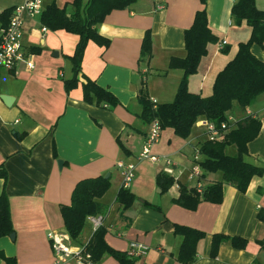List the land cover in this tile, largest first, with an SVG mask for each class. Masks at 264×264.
Instances as JSON below:
<instances>
[{
	"label": "crops",
	"instance_id": "obj_1",
	"mask_svg": "<svg viewBox=\"0 0 264 264\" xmlns=\"http://www.w3.org/2000/svg\"><path fill=\"white\" fill-rule=\"evenodd\" d=\"M22 1L0 0V14ZM72 1L43 0V11L55 3L70 13ZM235 2L136 0L127 8L112 10L97 25L98 31L108 37V46L88 41L78 84L68 91L64 80L74 75L70 56L79 36L64 29H49L41 15L26 19L22 44L31 53L34 67L29 68L25 62L14 70L0 67V95L13 98L9 104L0 98V166L3 164L7 172L6 180L0 178V194L4 190L8 196L14 228V237L0 238V264L2 255L14 256L16 264H52L47 234L51 230L67 232L62 206L70 204L78 181L105 175L110 178V186L98 200L105 206L106 242L124 252L134 241L148 248L132 264H183L176 258L182 237L174 232L175 224L205 233L198 242L196 260L187 264H264V173L254 176L245 192L223 184L220 203L201 201L191 210L173 202L179 196V184L194 187L187 174L193 165L194 149L206 140L200 123L206 118L195 122L187 138L175 136L169 127L162 129L153 152L169 156L183 171L167 191H162L156 181L163 162L138 159L150 123L140 116V94L145 93L156 104L174 99L183 70L170 68L169 61L185 56L184 32L192 25L196 12L205 8L208 25L218 40L208 45V54L201 59L196 73L189 76L188 88L209 95L216 74L237 50L230 42L237 46L250 35L245 21L234 22L231 10ZM256 6L264 9V0H256ZM7 21L0 18V32ZM147 30L151 34V56L142 58L141 45ZM223 40L227 41L224 45ZM251 51L264 62V43L252 44ZM86 77L111 91L118 104L101 106L86 101L82 88ZM247 115L260 121V130L248 142L244 159L264 167V92L247 108L235 104L230 112L233 121ZM225 152L234 154L236 146L227 145ZM203 157L200 153V161ZM58 159L63 161L61 167ZM118 161L136 164L128 187L134 200L127 208L116 200L123 181ZM220 178V171L206 172L203 187ZM93 233L87 216L80 235L70 237L68 243L86 244ZM214 233L239 236L247 242L237 248L225 241L211 257ZM95 261L124 264L110 253Z\"/></svg>",
	"mask_w": 264,
	"mask_h": 264
},
{
	"label": "trees",
	"instance_id": "obj_2",
	"mask_svg": "<svg viewBox=\"0 0 264 264\" xmlns=\"http://www.w3.org/2000/svg\"><path fill=\"white\" fill-rule=\"evenodd\" d=\"M135 1L73 0L71 3L73 10L70 13L66 8H60L55 3L49 4L44 9L41 21L46 27L52 30L64 29L79 36L75 51L70 56L74 75L64 80L67 91L78 84L77 75L81 71L80 64L88 41L92 40L105 47L109 44L108 37L98 31L97 25L112 10L127 8ZM201 1L206 3L207 0ZM11 12L12 8L4 10L0 18L5 17L9 20ZM231 14L236 24L246 22L250 27V35L248 39L237 43V50L233 57L216 74L209 95L202 96L188 88L189 76L196 73L201 59L208 54V45L218 40V36L208 25L204 8L196 12L192 25L184 32L185 56L171 57L169 61L170 68L183 70L174 99L159 103L154 108L145 93L139 96L142 104L141 118L149 123L157 117L162 129L169 127L177 137L187 138L195 122L201 117L211 121L218 129L224 130L215 140L206 138L198 148L204 155L200 161L204 170L202 176L206 172L220 171V180L200 190L179 184V196L174 198L173 202L191 210L195 209L201 201L220 203L223 197V184L233 185L240 192H245L250 180L264 173V167L244 159L248 142L254 139L260 130V121L249 115L239 121L227 120L235 104L245 109L264 92V62L251 51L252 44L263 45L264 43V9L256 6V0H236ZM141 56L142 58L151 56L149 30L145 32L142 40ZM82 88L84 99L88 102L95 101L101 106L118 104L117 97L95 80L86 77ZM225 122V128L222 129L221 124ZM228 129L230 130L226 133ZM202 135L206 133L203 132ZM230 144L236 146V152L232 155L225 152V147ZM0 178L5 180L7 178L3 164L0 166ZM156 181L162 191H167L174 184L173 177L163 172L157 174ZM109 186L110 178L103 176L85 178L76 183L70 204L63 205L61 208L65 227L71 238L76 239L80 235L87 216L103 213L105 206L98 199L105 194ZM116 200L123 208H127L134 200V193L128 187L121 186ZM13 231L8 196L3 190L0 194V238ZM174 232L182 237L176 255L177 260L183 264L195 261L198 242L204 238L205 233L180 224H175ZM104 235L105 228L100 227L87 243V249L94 261L99 260L104 253L114 255L124 264H132L134 259L139 257L130 255L128 251L112 248L106 242ZM225 241H230L234 247L243 248L247 239L214 233L211 237V257L217 255L220 244ZM2 260L3 264H16L14 256L2 255Z\"/></svg>",
	"mask_w": 264,
	"mask_h": 264
},
{
	"label": "built area",
	"instance_id": "obj_3",
	"mask_svg": "<svg viewBox=\"0 0 264 264\" xmlns=\"http://www.w3.org/2000/svg\"><path fill=\"white\" fill-rule=\"evenodd\" d=\"M43 12V0H23L22 3L13 7L7 24L0 32V67L8 70H14L20 62H25L29 68H33L31 53L26 50L22 44V36L24 33V25L26 19L38 17ZM45 31L46 27H42ZM227 41L223 40L222 45ZM150 99V98H149ZM153 107H156L155 100H151ZM228 121H233L232 116H229ZM204 127L206 138L215 140L224 131L218 129L208 119L200 122ZM225 123L221 124L224 129ZM162 127L159 119L156 117L149 123V129L141 146L139 160L149 161L153 164L163 162L161 171L174 179V183L178 181L183 171L178 168L177 163L165 154H156L153 152V147L159 142L161 137ZM199 150L193 151V165L188 170L187 177L193 180L194 187L198 190L203 188L202 184V167L200 165ZM117 166L122 170L123 181L122 186L129 187L133 177L136 164L133 162L118 161ZM88 220L91 223L93 232L104 226L105 216L102 213L89 215ZM49 240L53 261L52 264H64L67 261H73L76 264H96L91 253L87 249V243L81 245H73L68 243L71 240L68 232L51 230L47 234ZM147 246L140 242H131L127 250L130 255L142 256L147 251Z\"/></svg>",
	"mask_w": 264,
	"mask_h": 264
},
{
	"label": "water",
	"instance_id": "obj_4",
	"mask_svg": "<svg viewBox=\"0 0 264 264\" xmlns=\"http://www.w3.org/2000/svg\"><path fill=\"white\" fill-rule=\"evenodd\" d=\"M0 98H1L6 104H9V103L12 102V100H13V98H12L11 96H8V95H0ZM57 162H58L59 167H61L62 164H63V161H62L61 159H58ZM106 176H107V175H105V177H106ZM9 236H10V237H14V233H13V232L10 233Z\"/></svg>",
	"mask_w": 264,
	"mask_h": 264
},
{
	"label": "rangeland",
	"instance_id": "obj_5",
	"mask_svg": "<svg viewBox=\"0 0 264 264\" xmlns=\"http://www.w3.org/2000/svg\"><path fill=\"white\" fill-rule=\"evenodd\" d=\"M230 43H231V45H230V46H231V48H232V49H235V48H237V46H236V44H235V43H233V42H230ZM202 129L204 130V127H203ZM202 129H201V130H202ZM162 136L164 137V133H163V135H162ZM199 156H200V154H199Z\"/></svg>",
	"mask_w": 264,
	"mask_h": 264
}]
</instances>
